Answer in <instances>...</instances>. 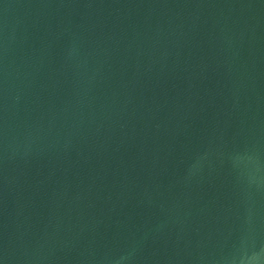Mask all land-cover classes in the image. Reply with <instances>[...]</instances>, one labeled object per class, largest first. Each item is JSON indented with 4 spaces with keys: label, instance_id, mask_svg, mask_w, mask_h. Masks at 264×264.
Masks as SVG:
<instances>
[{
    "label": "water",
    "instance_id": "95a60500",
    "mask_svg": "<svg viewBox=\"0 0 264 264\" xmlns=\"http://www.w3.org/2000/svg\"><path fill=\"white\" fill-rule=\"evenodd\" d=\"M261 249L264 0H0V264Z\"/></svg>",
    "mask_w": 264,
    "mask_h": 264
},
{
    "label": "clouds",
    "instance_id": "9594fccd",
    "mask_svg": "<svg viewBox=\"0 0 264 264\" xmlns=\"http://www.w3.org/2000/svg\"><path fill=\"white\" fill-rule=\"evenodd\" d=\"M239 264H264V249L243 253L239 259Z\"/></svg>",
    "mask_w": 264,
    "mask_h": 264
}]
</instances>
